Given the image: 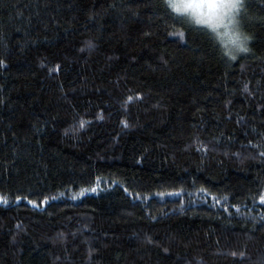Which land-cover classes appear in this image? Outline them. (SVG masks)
Here are the masks:
<instances>
[{"label":"trees","instance_id":"16d2710c","mask_svg":"<svg viewBox=\"0 0 264 264\" xmlns=\"http://www.w3.org/2000/svg\"><path fill=\"white\" fill-rule=\"evenodd\" d=\"M223 57L165 0H0V264H264V0Z\"/></svg>","mask_w":264,"mask_h":264},{"label":"clouds","instance_id":"9594fccd","mask_svg":"<svg viewBox=\"0 0 264 264\" xmlns=\"http://www.w3.org/2000/svg\"><path fill=\"white\" fill-rule=\"evenodd\" d=\"M168 10L202 29L228 60L249 52L250 35L241 22L245 0H165Z\"/></svg>","mask_w":264,"mask_h":264}]
</instances>
